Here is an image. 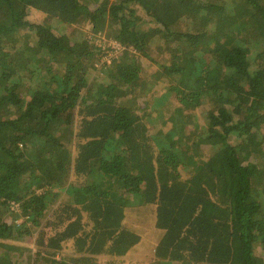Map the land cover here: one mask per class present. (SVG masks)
I'll use <instances>...</instances> for the list:
<instances>
[{"label":"trees","instance_id":"obj_1","mask_svg":"<svg viewBox=\"0 0 264 264\" xmlns=\"http://www.w3.org/2000/svg\"><path fill=\"white\" fill-rule=\"evenodd\" d=\"M132 206L148 264H264V0H0V264H123Z\"/></svg>","mask_w":264,"mask_h":264},{"label":"rangeland","instance_id":"obj_2","mask_svg":"<svg viewBox=\"0 0 264 264\" xmlns=\"http://www.w3.org/2000/svg\"><path fill=\"white\" fill-rule=\"evenodd\" d=\"M36 12L35 11H31V16L29 17V19H33L36 16ZM76 26L79 29H83L86 30L90 36V38L95 37L94 41L95 44L100 45L101 47L104 46L105 50L104 52H108V56L112 57L115 56V49L111 48V46H108L109 43L111 42H115V40L111 39V38H107L105 33H98V34H94L92 32H90L89 30V25L88 22L85 21V17H81L79 19V21L77 22ZM107 48H109V50H106ZM112 50V51H110ZM114 50V51H113ZM154 50V48H153ZM156 51V50H154ZM122 52H119L118 54L120 55ZM118 55V56H119ZM118 56H115V58H117ZM147 60H145V58L140 60V64L143 65V67H146L147 65ZM155 67V65H153ZM150 72H152L150 70ZM98 76L100 78H102V76H100L99 73H97ZM159 81H157V79H152L149 80L146 84L149 87H154V84ZM162 89H164L163 86H166L163 84L160 85ZM145 102H144V101ZM143 103H146L147 97H145L143 99ZM161 100L162 106L165 108H169L172 110H175L178 108L177 103H175L174 101V97L171 94H165ZM191 112L196 113L197 115H202L200 117H203L205 115V112L203 111V109L197 108V109H192ZM191 120L195 121V118L192 117L190 118ZM162 120H159L156 122V125L159 124ZM39 192V191H38ZM68 191L63 194L64 196H68ZM11 204V203H10ZM11 211L14 212V214H20V208H17L16 205L11 204L10 206ZM151 208L145 206V207H137V206H132V207H128L126 210V218H125V224L126 226L132 228L133 230H135L136 232H139L142 236V238L144 239V242L139 246V248L137 249V251L131 252L130 254L127 255V257L123 258L122 263L123 264H148L149 262H151L153 260V250L150 249L152 244H153V239L151 237V231L154 228V222H155V214L153 215V221H152V225H150L151 223V216H152V212H151ZM16 212V213H15ZM7 218H10L9 214H7ZM23 219H16L15 223L17 225L22 224ZM29 225V223H28ZM16 243L18 245H22V241H16ZM24 244V243H23ZM30 247H32L34 249V246L32 244H29Z\"/></svg>","mask_w":264,"mask_h":264},{"label":"built area","instance_id":"obj_3","mask_svg":"<svg viewBox=\"0 0 264 264\" xmlns=\"http://www.w3.org/2000/svg\"><path fill=\"white\" fill-rule=\"evenodd\" d=\"M108 46H111V48L115 49V56L119 55L118 53L123 51V47L117 42H111L108 44ZM101 48L105 49L104 46ZM104 53H106L108 55V52H104Z\"/></svg>","mask_w":264,"mask_h":264}]
</instances>
